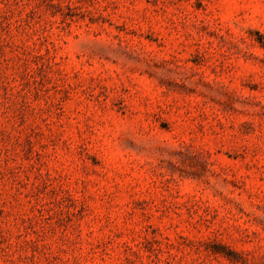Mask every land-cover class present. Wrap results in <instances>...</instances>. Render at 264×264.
Instances as JSON below:
<instances>
[{
    "label": "rangeland",
    "instance_id": "rangeland-1",
    "mask_svg": "<svg viewBox=\"0 0 264 264\" xmlns=\"http://www.w3.org/2000/svg\"><path fill=\"white\" fill-rule=\"evenodd\" d=\"M0 264H264V0H0Z\"/></svg>",
    "mask_w": 264,
    "mask_h": 264
}]
</instances>
